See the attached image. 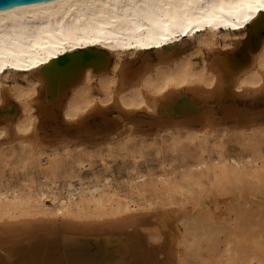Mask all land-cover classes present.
Wrapping results in <instances>:
<instances>
[{
	"label": "bare ground",
	"instance_id": "6f19581e",
	"mask_svg": "<svg viewBox=\"0 0 264 264\" xmlns=\"http://www.w3.org/2000/svg\"><path fill=\"white\" fill-rule=\"evenodd\" d=\"M218 3L54 0L0 11V66L16 65L0 72L5 119L0 122V264H183L181 250L193 246L197 225L181 229L180 216L166 214L158 216L166 219L158 221L162 225L154 233L140 228L152 223L148 215L154 211L148 202V207L142 205L140 186L148 178L137 169L143 139H162L154 188L160 185L157 189L172 203L174 195L191 196L188 183L200 184L209 166L198 158L191 165L198 176L184 174L179 181L160 156L163 143L174 147L185 134H208L218 121L255 117L264 110H252L264 104V28L236 37L235 30L222 25L200 26L204 9ZM161 16L177 30L181 22L188 28L182 43L176 31L170 37L177 42L164 45L148 30V20L156 24ZM220 37V48L213 50ZM157 43L163 46L157 48ZM142 44L151 47H130ZM41 57L59 61L60 72H42L47 65H40ZM33 63L39 67L32 68ZM106 106L118 116L94 113L106 131L104 141L59 137L73 130L93 135L82 116ZM138 111L151 115L144 119ZM43 124L52 129L51 139L40 134ZM258 128L264 124L249 127ZM148 129L152 132L146 134ZM207 141L202 140L204 145ZM71 147L80 152L65 170L60 156L68 157ZM113 155L131 158V177L123 180L126 189L110 169ZM95 156L104 166L103 175L93 171ZM246 161L251 168L243 174L264 177L263 158L249 155ZM226 162L230 169L223 174H240L242 159L222 154L213 159L215 165ZM6 169L15 171L16 178L5 175ZM221 249L230 264V243L223 242ZM246 264L263 262L251 256Z\"/></svg>",
	"mask_w": 264,
	"mask_h": 264
},
{
	"label": "rangeland",
	"instance_id": "374dc122",
	"mask_svg": "<svg viewBox=\"0 0 264 264\" xmlns=\"http://www.w3.org/2000/svg\"><path fill=\"white\" fill-rule=\"evenodd\" d=\"M222 42L223 39L220 37L219 44L215 45L213 50L220 48ZM225 42H229V39ZM202 50L206 52L208 49L202 48ZM194 62H199L198 56L194 58ZM259 108L264 109V104L252 110L259 111ZM96 110H102L109 119L118 116V112L109 106L101 109L95 108L82 116L88 128L93 129V131L90 130L93 135L73 130L62 132L58 134L59 137L77 138L78 143L95 144L93 142L104 141L106 131L100 126L99 115L94 114ZM139 113L144 119H149L147 116L151 115L150 112L145 114L140 111ZM256 115L255 117L240 116L230 120L223 119V121H218L220 125L214 127L211 133L185 134L179 138L178 144L174 147L169 144L170 141L163 143L165 147L160 156L170 162L168 171H174L179 181L182 180L181 176L184 174L198 176L191 168L198 158H202L209 166L200 184L188 183L187 186L192 188V195H174L172 203H169L162 191L157 189L160 185L154 188L153 176L161 172L156 151L162 145V139L160 137L143 139V156L137 169L142 173H147L148 178H146L147 183L140 186L145 196L142 205L148 207L146 204L148 202L150 204L148 208L154 211L151 212L153 215H148L153 220L152 223H145L146 225L143 223L140 228L146 233L149 231L154 233V227L159 229L164 223L162 220L173 214L180 216L181 221L177 224L181 226V229L188 230L191 223L197 225L199 230L193 246L189 251L181 250L183 264H227L228 255H225L221 249L222 243L226 241L231 246L230 264H246V260L251 256L258 257L264 264V177L256 178L243 174L251 168L246 161L247 156L252 155L264 159V129H249L250 126L264 124V110ZM241 126L247 128V131L239 132L238 128ZM39 130L40 134L46 137L45 139L53 137L54 133L48 125H40ZM145 132L148 134L152 130L148 129ZM204 137L208 140L206 145L202 142ZM204 147L206 149L202 151ZM79 152L80 149L71 147L68 157L60 156V163L65 170L69 168L71 158L76 157ZM218 154L242 159L243 164L237 168L240 174L235 175L230 172L227 175L223 174L224 169L229 171L230 165L227 162L220 165L213 164V159L218 157ZM108 160L117 182L126 189V181L123 180L131 177V158L113 155ZM93 171L99 175L105 173L99 156L94 158ZM5 175L11 179L16 178V172L11 169H6ZM83 175L88 176L89 173L84 171ZM166 214V218L162 220L158 218ZM159 220L162 224H159ZM160 242L161 240L153 243L159 244Z\"/></svg>",
	"mask_w": 264,
	"mask_h": 264
},
{
	"label": "snow or ice",
	"instance_id": "6c2138e0",
	"mask_svg": "<svg viewBox=\"0 0 264 264\" xmlns=\"http://www.w3.org/2000/svg\"><path fill=\"white\" fill-rule=\"evenodd\" d=\"M198 3L203 6L204 0H198ZM227 7V11L225 8ZM218 9V10H217ZM205 19L198 20L200 26H206L209 29H215L223 26L224 29H233L232 35L239 37L245 33L251 34L258 28H264V0H219L218 5H209L204 9ZM185 18L187 14L185 13ZM168 18L161 16L156 24H153L151 19L148 20L149 31H154L159 40L163 41L164 45L175 44L177 42L176 37H170L172 31L177 32V36L181 37L179 42H183V38L189 35L188 28L181 26L177 30L175 23H168ZM91 43L100 44L99 40H93ZM160 43L156 44L157 48L162 47ZM80 47H84L83 43ZM139 47L146 48L151 47L150 44H142ZM51 60V57H49ZM59 61L49 63L42 57L40 58V65H47L42 68L44 73H58L60 68L57 67ZM7 67H16L15 63L11 65L0 66V72H3ZM39 65L33 63L32 68H37ZM65 71H71V69H65ZM255 87V85H253Z\"/></svg>",
	"mask_w": 264,
	"mask_h": 264
},
{
	"label": "water",
	"instance_id": "95a60500",
	"mask_svg": "<svg viewBox=\"0 0 264 264\" xmlns=\"http://www.w3.org/2000/svg\"><path fill=\"white\" fill-rule=\"evenodd\" d=\"M49 1L54 0H0V11ZM262 33H264V31ZM75 62H78V58L75 59ZM3 120H5L3 119V112H0V122Z\"/></svg>",
	"mask_w": 264,
	"mask_h": 264
}]
</instances>
